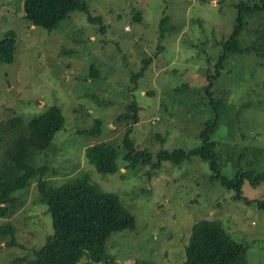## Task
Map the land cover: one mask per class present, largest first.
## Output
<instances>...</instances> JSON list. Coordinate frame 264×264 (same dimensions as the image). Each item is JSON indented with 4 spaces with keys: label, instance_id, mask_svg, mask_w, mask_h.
I'll use <instances>...</instances> for the list:
<instances>
[{
    "label": "rangeland",
    "instance_id": "1",
    "mask_svg": "<svg viewBox=\"0 0 264 264\" xmlns=\"http://www.w3.org/2000/svg\"><path fill=\"white\" fill-rule=\"evenodd\" d=\"M85 1L91 16L100 19L74 11L47 30L22 18V0H0V39L11 31L16 40L13 63L0 64V120L15 112L29 120L48 106L61 107L64 128L49 150L37 155L36 165L55 170L57 176L49 172L45 179L57 186L84 177L96 189L118 196L133 213L135 229L113 232L107 240L116 264L134 259L182 264L191 227L200 219L218 220L234 240L248 246V264H264V206L259 205L264 182H245L241 191L253 200L247 203L211 180L208 162L199 157L163 162L159 170H129L119 148L132 126L131 140L137 149L150 151L154 162L161 150L190 151L201 145L199 132L217 114L211 135L220 174L231 179L238 170L264 173V10L245 14L240 47L251 52L229 56L210 94L205 91L219 44L237 15L234 4L261 0ZM134 8L142 12L139 22L132 18ZM163 16L167 20L159 38ZM150 57L143 76L130 79ZM131 100L139 106L138 121H117ZM96 118L102 129L90 132ZM99 142L119 148V172L101 175L86 164V148ZM37 195L35 182L17 191L19 209L9 219L0 217V228L15 227L17 240L9 247L1 242L0 264H21L17 256L41 247L53 233L52 215L35 202Z\"/></svg>",
    "mask_w": 264,
    "mask_h": 264
},
{
    "label": "trees",
    "instance_id": "2",
    "mask_svg": "<svg viewBox=\"0 0 264 264\" xmlns=\"http://www.w3.org/2000/svg\"><path fill=\"white\" fill-rule=\"evenodd\" d=\"M234 7L237 15L234 17L232 29L219 44L221 53L217 57L215 70L205 78L207 94H210L209 89L213 88V81L229 56L251 52L250 48L240 47V36L246 26L245 14L264 10V0H261V4L254 5L240 2L234 4ZM74 11L85 12L92 21L100 19L91 16L85 0H22V18L33 26H41L47 30L56 29ZM131 12L134 21L142 20L140 9L134 8ZM166 20L167 17L163 16L159 21V38L163 36ZM100 27L102 30L103 26ZM13 35L10 31L0 39V64H11L14 61L16 40ZM260 35L264 41V31ZM151 62L152 57L144 59L139 72L130 79L137 81L142 77ZM93 75L96 76L94 72L90 76ZM127 110L118 114L116 120L129 119L136 123L139 106L135 100L130 101ZM216 119L217 114L199 132V147L190 151L161 150L157 153L155 162L150 151L137 149L130 137L132 126H128L122 138V147L119 146L123 151L120 159L129 170L143 166L159 170L163 162L180 164L192 156L199 157L208 162L211 180L227 190L235 191V198L251 203L253 200L244 197L241 188L246 181L252 186L260 185L264 182V173L258 175L254 171L238 170L231 179L220 174L215 154L216 143L211 135ZM65 122V115L58 105L48 106L29 120L16 112L0 120V217L11 218L20 207L17 191L28 188L35 182L38 193L35 202L44 204L51 213L53 233L45 238L41 247H30L29 252L17 256V261L20 260L21 264H78L83 258L86 264H116L115 256L107 250V240L113 232L135 229L136 219L133 213L122 204L118 196L96 189L84 177L73 178L66 184L57 186L55 182L45 179L51 172L49 167L36 165L37 155L49 150L56 133L64 128ZM101 129L102 122L96 118L90 132ZM119 148L109 142H99L86 148L85 162L101 175L115 174L122 168L117 162ZM54 176H57L55 170L49 177ZM259 205L264 206V202L259 201ZM15 231L16 228L12 225L0 228V247L3 240L6 247L17 245ZM247 251L248 246L234 240L218 220L200 219L191 227L182 264H248ZM130 264L161 263L134 259Z\"/></svg>",
    "mask_w": 264,
    "mask_h": 264
},
{
    "label": "built area",
    "instance_id": "3",
    "mask_svg": "<svg viewBox=\"0 0 264 264\" xmlns=\"http://www.w3.org/2000/svg\"><path fill=\"white\" fill-rule=\"evenodd\" d=\"M158 120V117H156L155 119L152 120V123H156V121Z\"/></svg>",
    "mask_w": 264,
    "mask_h": 264
}]
</instances>
